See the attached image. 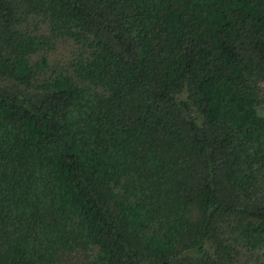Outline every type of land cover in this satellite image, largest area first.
<instances>
[{"label": "trees", "instance_id": "16d2710c", "mask_svg": "<svg viewBox=\"0 0 264 264\" xmlns=\"http://www.w3.org/2000/svg\"><path fill=\"white\" fill-rule=\"evenodd\" d=\"M0 264H264V0H0Z\"/></svg>", "mask_w": 264, "mask_h": 264}]
</instances>
